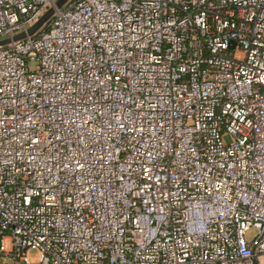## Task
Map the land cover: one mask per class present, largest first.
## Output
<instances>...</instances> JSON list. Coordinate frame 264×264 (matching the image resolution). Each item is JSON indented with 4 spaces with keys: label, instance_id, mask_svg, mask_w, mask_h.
I'll use <instances>...</instances> for the list:
<instances>
[{
    "label": "built area",
    "instance_id": "built-area-1",
    "mask_svg": "<svg viewBox=\"0 0 264 264\" xmlns=\"http://www.w3.org/2000/svg\"><path fill=\"white\" fill-rule=\"evenodd\" d=\"M53 9L0 47V264H264V0Z\"/></svg>",
    "mask_w": 264,
    "mask_h": 264
},
{
    "label": "water",
    "instance_id": "water-1",
    "mask_svg": "<svg viewBox=\"0 0 264 264\" xmlns=\"http://www.w3.org/2000/svg\"><path fill=\"white\" fill-rule=\"evenodd\" d=\"M68 0H56L55 6L56 8H61ZM54 9H48L40 19L30 28L27 30L26 33H20L18 35L13 36L12 38H7L0 40V47L9 44L11 41H16L25 38L26 36H31L36 33L42 26L53 16Z\"/></svg>",
    "mask_w": 264,
    "mask_h": 264
},
{
    "label": "rangeland",
    "instance_id": "rangeland-1",
    "mask_svg": "<svg viewBox=\"0 0 264 264\" xmlns=\"http://www.w3.org/2000/svg\"><path fill=\"white\" fill-rule=\"evenodd\" d=\"M53 8H56V6L54 5V7ZM225 141L226 142H229V138L228 137H225ZM28 259L30 260V261H37V259H38V252L37 251H29L28 252Z\"/></svg>",
    "mask_w": 264,
    "mask_h": 264
}]
</instances>
